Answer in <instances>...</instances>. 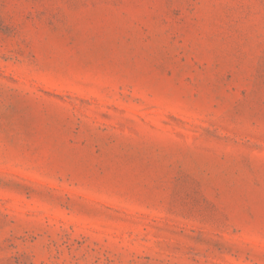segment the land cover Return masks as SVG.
<instances>
[{
    "label": "rangeland",
    "instance_id": "1",
    "mask_svg": "<svg viewBox=\"0 0 264 264\" xmlns=\"http://www.w3.org/2000/svg\"><path fill=\"white\" fill-rule=\"evenodd\" d=\"M0 264H264V0H0Z\"/></svg>",
    "mask_w": 264,
    "mask_h": 264
}]
</instances>
